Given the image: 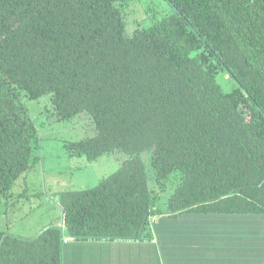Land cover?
I'll return each instance as SVG.
<instances>
[{
	"label": "trees",
	"instance_id": "trees-1",
	"mask_svg": "<svg viewBox=\"0 0 264 264\" xmlns=\"http://www.w3.org/2000/svg\"><path fill=\"white\" fill-rule=\"evenodd\" d=\"M167 1L128 35L129 0H0V205L40 162L23 97H49L58 121L90 117L95 135L66 143L71 156H125L60 193L59 224L0 230V264H62L65 239L151 240L158 219L264 214V0Z\"/></svg>",
	"mask_w": 264,
	"mask_h": 264
},
{
	"label": "rangeland",
	"instance_id": "rangeland-1",
	"mask_svg": "<svg viewBox=\"0 0 264 264\" xmlns=\"http://www.w3.org/2000/svg\"><path fill=\"white\" fill-rule=\"evenodd\" d=\"M172 12L167 0H129V6L122 10L126 33L132 35L136 29L149 26L155 19ZM216 80L224 92L235 86L225 72L220 71ZM22 102L37 128L40 145L36 153L40 162L16 181L11 197L0 205V230L22 238H33L46 226L60 223L58 201L61 192L96 186L119 169L125 156L115 152L94 162L71 156L66 143L95 135L90 117L81 113L71 120L58 121L52 116L49 97L39 100L23 97ZM143 157L149 164V155ZM167 198L168 193L158 198L156 207L159 210L166 208Z\"/></svg>",
	"mask_w": 264,
	"mask_h": 264
},
{
	"label": "crops",
	"instance_id": "crops-1",
	"mask_svg": "<svg viewBox=\"0 0 264 264\" xmlns=\"http://www.w3.org/2000/svg\"><path fill=\"white\" fill-rule=\"evenodd\" d=\"M151 240H70L62 264H264V214H185Z\"/></svg>",
	"mask_w": 264,
	"mask_h": 264
},
{
	"label": "built area",
	"instance_id": "built-area-1",
	"mask_svg": "<svg viewBox=\"0 0 264 264\" xmlns=\"http://www.w3.org/2000/svg\"><path fill=\"white\" fill-rule=\"evenodd\" d=\"M68 241H69L68 239H65V240H64V243H67Z\"/></svg>",
	"mask_w": 264,
	"mask_h": 264
}]
</instances>
